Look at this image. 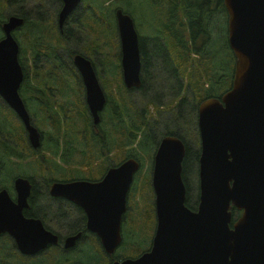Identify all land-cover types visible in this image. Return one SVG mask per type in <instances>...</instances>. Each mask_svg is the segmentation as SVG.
Segmentation results:
<instances>
[{
    "label": "water",
    "instance_id": "water-1",
    "mask_svg": "<svg viewBox=\"0 0 264 264\" xmlns=\"http://www.w3.org/2000/svg\"><path fill=\"white\" fill-rule=\"evenodd\" d=\"M60 25L83 0H61ZM227 14L228 44L235 58L230 89L220 98L198 105L200 140L199 199L195 210L186 202L182 178L183 142L165 136L153 157L155 230L149 250L135 258L111 264H264V0H222ZM115 24L120 43L121 72L127 89L141 87L140 49L132 18L117 9ZM24 24L10 16L1 24L0 98L21 121L29 144L36 149L40 133L32 125L18 90L23 82L19 45L13 33ZM73 63L85 90V104L94 126L100 122L104 92L90 62L76 55ZM139 163L126 159L110 167L98 181L53 182L52 198L78 206L85 229L112 256L120 245L127 194ZM14 199L0 190V235L7 234L21 255L34 256L57 246L59 238L41 220L25 217L32 185L13 181ZM241 216L232 221V210ZM81 233L66 237L65 250L76 245Z\"/></svg>",
    "mask_w": 264,
    "mask_h": 264
},
{
    "label": "trees",
    "instance_id": "trees-1",
    "mask_svg": "<svg viewBox=\"0 0 264 264\" xmlns=\"http://www.w3.org/2000/svg\"><path fill=\"white\" fill-rule=\"evenodd\" d=\"M61 0H58V2ZM140 1V0H139ZM148 2V6H153L154 10H158V18L161 22V25L154 26L153 22L151 24L150 32L148 29H145L144 35L140 34V31L137 29V32L140 34L141 38L139 37V49H140V62H141V70H140V80H141V87L144 83H146L150 76V71L160 69L161 72H170V79L174 82V89L177 92L175 97L178 98L180 96V92L182 91V80L183 76L186 75L188 72L189 75H192L191 71H193L194 79L190 81V84L187 86L185 90L192 91L198 99L194 97H184L179 101V112H181V107H186V118L193 117V113L197 112V103L198 100L207 98V97H215L220 95L218 91L221 89V85L223 83L222 79L216 78V84L219 86V90L216 92L215 90L212 92L208 85H205L203 82V76L200 75V52L203 55L204 51L201 49L204 40L209 41L210 33H213L216 29H218L219 22L221 21V15H216L219 13H223L224 16V8L222 5V0H155L153 4H151L150 0H146ZM11 0H0V26L1 23L6 18L7 14V6ZM91 7L95 8L96 11H102V6L99 3H94L92 1ZM145 5V12L142 13L143 21H146L147 15L152 17L150 12V8ZM117 9V8H116ZM79 10V9H77ZM115 11V10H114ZM129 9H125V12L128 13ZM153 11V10H152ZM94 14V13H93ZM11 15L21 16L25 20V25L21 32L22 37L27 38L28 47H30V52L32 55L36 54V42L39 36V28L42 27L43 24L37 23L36 21H28L26 17L20 13H11ZM56 11L50 15L51 21L55 22L56 19ZM96 15L94 14V17ZM9 17V16H8ZM100 17V15H99ZM185 17V18H184ZM84 20L85 26L88 28V33L95 37L100 30L102 24H94L92 19L96 21L90 15H83L80 17V20ZM113 20L111 18L107 21L109 27H113ZM57 28V27H56ZM113 27V33H115ZM55 34V29L52 30ZM111 35V34H110ZM112 37V35H111ZM1 38V32H0ZM53 35L48 34L46 36L47 42H53ZM46 42V43H47ZM228 46V44H227ZM115 45L110 40L109 51L110 54L114 55L113 51L115 49ZM47 48L46 50H48ZM100 47L97 43H92V46L86 48V51L90 52L91 57L89 59L92 60L94 56L97 55L99 52ZM230 54L231 51L228 48ZM104 56L107 54L102 50ZM228 54V52H225ZM93 54V55H92ZM192 55V56H191ZM213 57V56H212ZM233 57V56H232ZM174 61L177 63L174 64ZM213 64L215 66L219 65L218 62L213 57L212 59ZM205 62H209V56L205 59ZM167 63H171L170 68L168 67ZM163 66H165L163 68ZM99 78L103 82V87L106 91V104L103 111L100 113V122L99 124L110 119L111 111L109 110L110 102L112 104H116L118 102L121 103L118 111V116L113 113L112 116L117 117L119 120L120 115L126 113L129 110V105L126 103L127 98L122 97L120 99H112L111 98V89H108V86L113 88V83L117 80V76L120 74V68L118 64V59L109 60L106 62L105 66L103 67L105 73L103 75L100 74L99 70L95 67ZM63 72L62 67H59L52 70V74L47 73L32 83V89H28L26 91L20 92L21 98L25 99L26 101V108L29 111L31 121L34 123L35 126L38 127L39 124L44 125H51L53 130V139L46 144V151H53V154L50 153V159L46 160V163L43 165L44 169L48 171L53 177L49 178L52 180H48L49 182H65L67 180H75V179H88L89 177H83L82 173L78 169L79 162L76 161L78 157L83 155V151L78 153L77 149L83 141V146H87V151L85 155L88 156V161H85L83 166L88 168L90 163L93 161H101L103 155V151H106L108 155H115L116 151H122V147L127 143V140L130 139V135L126 133L123 127V122H119V131L116 133L114 132V126L110 124H106L108 128L104 130L102 124L100 137L93 135L94 127H98L99 125L94 126L90 115L86 112L84 105L82 106L81 103L78 101V107L80 108L79 111H73L69 109V105H74L73 99L76 98L75 89L72 88L68 84H58L55 83L56 76L61 75ZM55 73V76H54ZM218 73H223L222 70H218L213 74L215 78ZM224 74V73H223ZM183 75V76H182ZM155 77V76H154ZM180 79V80H179ZM181 81V82H180ZM209 86H213L212 81H209ZM23 89H25V84L21 85ZM206 86V87H205ZM225 83L223 84V88ZM59 90V93L56 95L51 88ZM57 87V88H56ZM207 88V89H206ZM127 90L126 92L132 91ZM46 92L49 94L50 98L46 99ZM201 94V95H200ZM62 99L66 107H58L57 109V100ZM199 100V101H200ZM82 101V98H81ZM55 105V109L54 106ZM86 106V105H85ZM48 114H51V118H48ZM102 115V117H101ZM130 129L137 130L138 127L135 124L129 125ZM123 132V133H122ZM152 132V131H151ZM0 135L8 141V143L2 141L0 139V190L7 189L9 190L11 182H7V179L17 177L19 172L26 173L27 170L24 169L26 165H29L28 156L20 155V148L22 149L27 142L26 132L24 127L22 126L21 122L16 118L15 114L8 108H1L0 107ZM102 135V136H101ZM147 136L151 137L149 132L146 133ZM143 136V138L146 137ZM165 135H175L181 138L177 133L173 132H165ZM26 136V139H24ZM135 136V135H134ZM162 136V137H163ZM105 140L106 146L102 145V141ZM132 139L126 146H132L133 144ZM181 140H183L181 138ZM185 143V141L183 140ZM200 142V140H199ZM149 142L141 139L137 144L136 147L139 150H146ZM158 142L153 146H157ZM186 144V143H185ZM185 156L182 161V178L183 182L185 183V175L188 167V162L193 160L197 164V171H198V158H199V149L193 152V157L190 156L189 147L185 146ZM85 148V149H86ZM84 149V151H85ZM37 155L36 153H32ZM30 155V153H29ZM128 158H137V154L134 153L130 155ZM193 164V162H192ZM68 165V166H67ZM67 166V167H66ZM40 167V166H39ZM102 168V166H100ZM141 177H145L149 179V173L141 176L139 174L137 182H141ZM32 185V190L30 197L27 199L28 204L30 206H35L37 209L39 206H44V212L47 213L46 209L48 207H52L53 205V212L55 213V204H69L74 208L75 216L76 217V224L72 225L69 228L70 236H75L78 233H82L81 238L77 241L76 246L71 249V251H64L59 244L57 249L60 250H47L43 253L33 256L27 257L22 256L15 248L13 244V248L7 247L9 243H4L2 247H0V264H111L113 261L119 260L118 258L111 260L110 256H107L103 250L100 249L98 244L99 240L92 237L91 234H88L85 229V216L82 210L63 199L60 198H52L48 193V184L45 187L36 189L34 187V182L31 178H28ZM50 183V184H51ZM187 189V188H186ZM151 185L149 182L144 184L143 190L141 195L144 196V200L147 203V197L145 194L151 195ZM41 193L39 196H35V194ZM133 204V198L129 200V207L132 209V213L134 215L140 216L141 211L137 212L135 209L131 207ZM186 206L191 207L190 202L187 200L186 197ZM65 209L64 207H61ZM149 208L152 209L151 204ZM148 208V209H149ZM50 209V208H49ZM25 216L27 217H35L40 218V213L34 210L32 207L30 210L24 211ZM73 217L72 213L67 214L64 218L65 222H69ZM42 220V219H41ZM44 226L49 229V225L47 222L43 221ZM71 225V224H70ZM146 227L143 231L146 235L148 233L147 228L151 230V226L149 224H145ZM50 230V229H49ZM122 236H123V244H129L130 236H136L134 230L131 228L122 227ZM6 237V236H4ZM143 239H139L138 244H141ZM128 246V245H127ZM125 246V247H127ZM134 250L136 248H133ZM134 255V252L129 253L127 256ZM85 256H88V260H85Z\"/></svg>",
    "mask_w": 264,
    "mask_h": 264
},
{
    "label": "rangeland",
    "instance_id": "rangeland-1",
    "mask_svg": "<svg viewBox=\"0 0 264 264\" xmlns=\"http://www.w3.org/2000/svg\"><path fill=\"white\" fill-rule=\"evenodd\" d=\"M92 1L94 3H99L102 6V11H96L95 8H92ZM150 2L151 4H153L155 0H150ZM145 5L148 6V2L146 0H84L78 8L79 10H77L70 18L69 25L65 26L63 32L60 34L58 33V29L56 28V19L55 22L51 21L50 19V15L53 14L55 11L57 15L59 8L58 0H11L9 5L7 6L6 18L10 16L11 13H20L24 15L28 21H36L37 23L43 24L42 27L38 29L39 36L36 42V54L34 55H32L30 52V47H28V44L26 42L27 38L22 37L21 35L24 26L13 33V36L15 37L19 45V63L22 67L23 73L25 74V82L23 84H25L26 88L23 89V87L21 86L19 93L28 89H32V83L35 82V80H40L36 78L38 74L44 76L47 73V75H49L52 70H54L55 72L57 68L62 67V70L65 72H63L59 76H56L55 83L68 84L75 89L76 98L73 99L74 105L68 104L69 109L73 111H79V101L82 106L84 105L86 112H88L87 107L85 106L86 104L84 86L79 73L72 64L71 56L73 54H81L89 59V56L91 57V55L90 52L86 51V48L91 47L92 43L95 40L97 45L100 47L99 52L97 53V55L100 56H94L92 57V60H89L93 65V68L96 72L97 78L104 93H106V91L103 87V82L99 78L95 67L99 70L100 74L103 75V73H105L103 67L105 66L106 62L109 60L112 61L116 58L118 59L120 74L119 76H117V80L115 82H112L114 87L111 88L108 86V89H111L110 92L112 99H120L122 97H126V103L129 105V110H127L125 114L120 115V118L118 120L117 117L115 118V116L112 115L114 113L118 116V111L121 103L118 102L116 104H112L110 102L111 105L109 107V110L111 111L112 115H110L111 117L109 120L103 123L101 121L100 124H102L101 126H103L104 130L108 129L106 128V124L114 126V132L117 133L119 131L118 121H120V123L122 121L124 125L123 129L127 130L125 132L130 135V139H128L127 143L122 147V151H116L115 155H113L112 153L111 155L106 156L107 152L103 151L104 156L102 157L101 161L91 162L88 168H85L83 166L84 162L88 161V156L85 155V152L87 151V146H83L84 140H81V143L77 149H81L78 150V153L82 151L84 153L83 155L78 157L76 161L79 162L78 169L83 174L82 176L89 178L75 179L91 181L99 180L105 174L107 169H109L113 165L119 164L123 160L127 159L130 155L134 153L137 154V158L135 159L139 161L141 168L135 175L131 188L128 192L127 209L122 220V227L123 225H125V227L131 228L132 230H134L137 237L130 236L129 244H123L122 241L119 247L115 250L112 259L126 258L128 257L127 255L131 252H134V255L129 256V258H135L150 248L156 224L154 211V193L152 190V186L151 195L145 194V196L147 197V203L145 202L144 196H142L141 193L144 184H147V182H149V184L151 185L153 155L155 152V146H151L155 145L165 134V132H173L177 133L185 141V143L189 147V154L191 157H193V152L200 149L197 128V112L195 113L194 111L193 117L186 118L187 104H185L184 107H181V112H179L180 107L178 104L179 101L184 97H194L198 99V96H196L192 91L187 89L185 90L186 85L188 86L190 84V81L194 79L193 71H191L192 75H189L188 72L185 76L182 75L183 80L182 82H180L183 85V88L178 98L175 97V94H177V92L174 89V82H172L170 79V72H161L160 69L150 71L149 79L146 83L142 85L141 89L129 92L125 91V86L123 85L122 81V72L120 64V43L116 29L115 19L113 20V27L115 29V33H113V27H109L107 21L111 18H114V10L116 8H120L124 12L125 9H129L131 11H129L128 14L132 17L134 26L140 31V34L142 31V34L144 35L145 29L149 28L152 22L153 28L154 26L161 25V22L158 18V10H154L153 6H148V8H150L152 17L150 15H147L146 21H143L142 13L145 12ZM89 11H92L97 16L96 21L92 19L93 23L102 24L99 33L95 37H92L88 33V28L85 26L83 19H81L79 22L81 16L87 14L89 15ZM216 15H221V21L219 22L218 29H216L213 33H210L209 41L207 42L204 40L201 49L206 55L202 56V53L200 52L199 58L201 62V67L199 72L200 75L203 76V82H205V85H210L209 81H212L213 86H209L212 92L214 90L216 92L219 90V86L214 85L217 82L216 78L222 79L223 83L221 85V89L218 91V93L221 94L229 88L231 74L234 66V59L232 57V54L229 53V47L227 46L228 40L226 16H224L223 13H219ZM6 18L4 19V21L6 20ZM54 29L55 34L52 32V30ZM148 32L151 35L150 28L148 29ZM48 34L53 35V42H47V40H45ZM110 34L112 35V37ZM140 34L138 33L139 37L141 38ZM110 40L111 44L113 43L116 46L113 51L114 55H111L109 51ZM47 48L49 49L46 50ZM102 50L107 53L105 56L102 53ZM226 51L228 52V54L225 53ZM207 56H209L208 63L205 62ZM212 56L215 58L219 65L215 66L213 64ZM176 63L177 62L174 61V64ZM167 65L170 68V65L172 64L167 63ZM164 67L165 66H163V68ZM218 70H222L224 74L218 73L217 76L214 78L213 74ZM224 83L225 86L223 88ZM52 90L56 95L59 93L58 88H51V91ZM49 98L50 96L46 92V99L48 100ZM23 101L25 103V106H27L25 99H23ZM56 103L57 109L58 107H66L62 99H58ZM0 107H6L10 109L1 98ZM53 107L55 109V105ZM51 117V114H48V118ZM100 124H97L99 125L97 128L94 127L93 135H96L97 137H100V133L102 132ZM131 124H135L138 129H130L129 125ZM37 129L42 133L43 136V148L41 151L35 152L37 154L36 156L35 154H32L33 152L29 150L27 142L22 149L20 148V155H27L28 159L25 160L29 161L30 164L24 167V169L27 170L26 173L24 172L23 174L19 172V175L17 176L31 178V180H33L34 182V187L38 190L40 188L45 187V185L49 182L48 180H52L49 178L53 177L48 171L44 169L43 165L46 163V160H49L51 158L49 153L46 151V144H48L51 139H53L54 132L50 124H39ZM147 132H149L151 137L146 135ZM144 135H146L145 138H143ZM0 139L8 143V141L4 139L1 135ZM24 139H26V136H24ZM132 139H134L132 146H127L125 148V146ZM141 139L149 142L146 150H139L136 147V144ZM101 143L103 146H106L105 140H103ZM100 166H102V168ZM147 172L149 173V179L141 177V182H137L139 174H141V176H144L145 174H147ZM14 178L15 177L6 180L7 182H11V184H9L10 188L8 191L10 196L13 198L15 196V192L12 187V180ZM185 182L187 188V200L192 206L193 203L198 200V171L197 164L193 160H190L188 162V167L185 175ZM130 198H133V204L131 205V207L137 212L141 211L140 216L134 215L132 213V209L129 207ZM150 204L152 209L149 208ZM61 207H64L65 209ZM71 213L73 217L71 218V220H69L71 224L70 225L68 222L64 221V218L67 214ZM74 216L75 211L71 205L66 203L55 204V225L49 224V226L52 232L59 235L61 241H63L66 237L70 235L69 228L72 227V225L76 224V217ZM145 224H149L151 226V230L149 229V227L147 228L148 233L146 235L143 231L146 228L144 227ZM141 238L143 239V242L141 244H138V241ZM5 242L9 243V246L7 247L11 248L12 250L13 241L11 240V238H9L8 236H1L0 247H2ZM98 244L100 246L99 242ZM133 248L136 249L134 250ZM55 250L60 249L55 248ZM85 260H88V256H85Z\"/></svg>",
    "mask_w": 264,
    "mask_h": 264
},
{
    "label": "flooded vegetation",
    "instance_id": "flooded-vegetation-1",
    "mask_svg": "<svg viewBox=\"0 0 264 264\" xmlns=\"http://www.w3.org/2000/svg\"><path fill=\"white\" fill-rule=\"evenodd\" d=\"M61 6H62V3H60V1H59V8H58V12H57V14L59 13V11H60V9H61ZM74 13L72 12L68 17H67V19H66V21L64 22V23H62V25H60L59 23H58V21H57V16L58 15H56V26H57V29H58V33L60 34V33H62L63 32V29H64V27L65 26H68L69 25V22H70V18L72 17V15H73ZM78 23V22H77ZM76 55H80V56H82V57H84V58H86L85 56H83V55H81V54H73L71 57V60H72V64H73V66H74V68L76 69V67H75V65H74V63H73V58L76 56ZM87 59V58H86ZM77 70V69H76ZM78 72V71H77ZM24 74V73H23ZM40 77H43V76H41V75H37L36 76V78H40ZM82 81V80H81ZM24 82H25V74H24ZM23 82V83H24ZM20 94V93H19ZM40 136H41V140H40V144H39V146L36 148V149H33L32 147H31V145L29 144V142H28V139H27V144H28V146H29V150L31 151V152H33V153H35V152H39V151H41L42 150V148H43V136H42V133L40 132ZM198 135H199V132H198ZM185 144V143H184ZM185 146H186V144H185ZM186 148V147H185ZM49 153V155H50V153H52L53 154V152H48ZM199 155H200V149H199ZM51 182H48V189H49V187H50V185L52 184H50ZM186 192H187V190H186ZM48 193H49V190H48ZM41 193H37V194H35V196L37 197V196H39ZM198 199H199V189H198ZM197 205H198V200L197 201H195L194 203H193V205L191 206V207H188L189 209H191V210H195L196 209V207H197ZM31 207L34 209V210H36L37 212H39L40 213V218L43 220V221H45V222H47L48 223V225L50 224V225H55V213L53 212V205H52V207H48L47 209H46V211H47V213H45L44 212V206H39L38 207V209L34 206H30L29 205V208L27 209V210H30L31 209ZM50 208V209H49ZM241 216V211H238L237 209H233L232 210V221H235V220H237V218H239ZM44 226V225H43ZM50 227V226H49ZM45 228V227H44ZM46 230H48L47 228H45ZM48 231H51L52 232V230H48ZM52 233H54V232H52ZM3 236H5V235H3ZM48 250L49 249H51V250H55V247H49V248H47ZM46 249V250H47Z\"/></svg>",
    "mask_w": 264,
    "mask_h": 264
}]
</instances>
